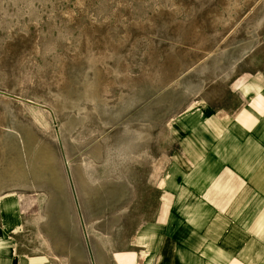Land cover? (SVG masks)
Returning <instances> with one entry per match:
<instances>
[{"label": "rangeland", "instance_id": "374dc122", "mask_svg": "<svg viewBox=\"0 0 264 264\" xmlns=\"http://www.w3.org/2000/svg\"><path fill=\"white\" fill-rule=\"evenodd\" d=\"M260 81L264 0H0V197L20 196L19 243L63 250L75 193L89 224H133L114 198L176 144L168 119L235 113Z\"/></svg>", "mask_w": 264, "mask_h": 264}, {"label": "crops", "instance_id": "0c3cea01", "mask_svg": "<svg viewBox=\"0 0 264 264\" xmlns=\"http://www.w3.org/2000/svg\"><path fill=\"white\" fill-rule=\"evenodd\" d=\"M249 83L235 113L188 107L168 119L176 144L157 168L150 162L143 189L114 198L129 201L113 210L135 217L131 225L105 226L104 211L89 224L74 194L75 239L61 250L40 234L28 248L17 238L20 196L4 194L13 203L0 210V264H264V83Z\"/></svg>", "mask_w": 264, "mask_h": 264}, {"label": "water", "instance_id": "95a60500", "mask_svg": "<svg viewBox=\"0 0 264 264\" xmlns=\"http://www.w3.org/2000/svg\"><path fill=\"white\" fill-rule=\"evenodd\" d=\"M72 187L74 188V185H72ZM75 195H76V193H75Z\"/></svg>", "mask_w": 264, "mask_h": 264}]
</instances>
